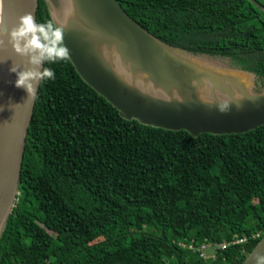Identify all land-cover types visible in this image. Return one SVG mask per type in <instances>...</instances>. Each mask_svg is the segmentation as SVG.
Returning <instances> with one entry per match:
<instances>
[{
  "label": "trees",
  "instance_id": "trees-1",
  "mask_svg": "<svg viewBox=\"0 0 264 264\" xmlns=\"http://www.w3.org/2000/svg\"><path fill=\"white\" fill-rule=\"evenodd\" d=\"M118 1L162 42L232 61L264 89V0ZM45 66L55 79L38 89L0 264H242L264 237V125L141 124L69 59ZM211 243L225 246L202 256Z\"/></svg>",
  "mask_w": 264,
  "mask_h": 264
},
{
  "label": "water",
  "instance_id": "water-1",
  "mask_svg": "<svg viewBox=\"0 0 264 264\" xmlns=\"http://www.w3.org/2000/svg\"><path fill=\"white\" fill-rule=\"evenodd\" d=\"M25 12L64 28L63 43L76 72L123 118L193 136L264 125V89L257 91L261 82L250 77L253 73L237 67L238 73L226 71L210 58L162 42L118 0H4L0 35L6 49L0 56L11 59L0 63V231L18 194L36 101H26V91L14 86L16 76L9 72L12 61L21 58L7 31ZM242 264H264V237Z\"/></svg>",
  "mask_w": 264,
  "mask_h": 264
},
{
  "label": "clouds",
  "instance_id": "clouds-1",
  "mask_svg": "<svg viewBox=\"0 0 264 264\" xmlns=\"http://www.w3.org/2000/svg\"><path fill=\"white\" fill-rule=\"evenodd\" d=\"M4 23V0H0V25ZM52 20L40 22L25 12L17 23L7 31L8 43L12 51L21 58L20 63L12 61L9 72L16 76L14 86L26 91V101L37 98V88L42 82L55 79V72L45 65L67 61L70 50L63 43L64 28ZM6 49L3 35H0V52ZM10 57L0 56V63Z\"/></svg>",
  "mask_w": 264,
  "mask_h": 264
},
{
  "label": "rangeland",
  "instance_id": "rangeland-1",
  "mask_svg": "<svg viewBox=\"0 0 264 264\" xmlns=\"http://www.w3.org/2000/svg\"><path fill=\"white\" fill-rule=\"evenodd\" d=\"M62 1H63V3H66V2H67V0H62ZM56 4H57V0H56ZM54 14H55V13H54ZM56 16H57V15L55 14L54 19H55V18L57 19ZM57 20H58V19H57ZM207 59H208V58H207ZM210 59H212L211 62H212L216 67H218V68L224 69V70H226V71L235 72V73H238V72H239V70L236 68L235 63L232 62V61H229V60L224 59V58H221V57L210 58ZM208 61H210V60L208 59ZM211 62H210V63H211ZM243 74H245V73H243ZM250 77H251L252 79H257V77L254 76V75H250ZM245 81H246V82H249V79L245 78ZM206 254H207V255H211V254H213V249H211V248H210V249H207V250H206Z\"/></svg>",
  "mask_w": 264,
  "mask_h": 264
},
{
  "label": "built area",
  "instance_id": "built-area-1",
  "mask_svg": "<svg viewBox=\"0 0 264 264\" xmlns=\"http://www.w3.org/2000/svg\"><path fill=\"white\" fill-rule=\"evenodd\" d=\"M181 245H185L184 243H180ZM225 246V244H205V245H202L199 249L201 250V255L204 256V257H208V256H213L214 255V251L217 247H223ZM188 247L194 249L195 247L192 245V244H189ZM213 249V254L211 255H207L206 254V250L207 249Z\"/></svg>",
  "mask_w": 264,
  "mask_h": 264
}]
</instances>
